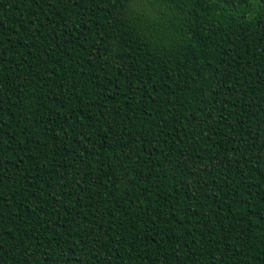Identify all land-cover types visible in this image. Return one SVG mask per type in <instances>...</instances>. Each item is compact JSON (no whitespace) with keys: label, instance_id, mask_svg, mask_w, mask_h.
I'll return each instance as SVG.
<instances>
[{"label":"trees","instance_id":"1","mask_svg":"<svg viewBox=\"0 0 264 264\" xmlns=\"http://www.w3.org/2000/svg\"><path fill=\"white\" fill-rule=\"evenodd\" d=\"M0 264H264V0H0Z\"/></svg>","mask_w":264,"mask_h":264}]
</instances>
